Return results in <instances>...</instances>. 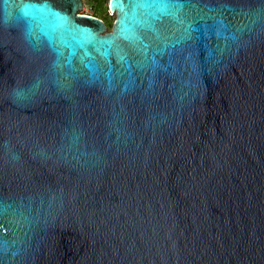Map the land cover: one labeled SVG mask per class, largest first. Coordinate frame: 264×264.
I'll return each instance as SVG.
<instances>
[{
	"label": "water",
	"instance_id": "obj_1",
	"mask_svg": "<svg viewBox=\"0 0 264 264\" xmlns=\"http://www.w3.org/2000/svg\"><path fill=\"white\" fill-rule=\"evenodd\" d=\"M0 0V264H264V0Z\"/></svg>",
	"mask_w": 264,
	"mask_h": 264
},
{
	"label": "trees",
	"instance_id": "obj_2",
	"mask_svg": "<svg viewBox=\"0 0 264 264\" xmlns=\"http://www.w3.org/2000/svg\"><path fill=\"white\" fill-rule=\"evenodd\" d=\"M94 7L93 15H96L100 18H107L109 13L108 0H88ZM109 24V20H107Z\"/></svg>",
	"mask_w": 264,
	"mask_h": 264
},
{
	"label": "rangeland",
	"instance_id": "obj_3",
	"mask_svg": "<svg viewBox=\"0 0 264 264\" xmlns=\"http://www.w3.org/2000/svg\"><path fill=\"white\" fill-rule=\"evenodd\" d=\"M82 1H83V6L78 10V12H83L86 14H93V10H94L93 5L89 3L88 0H82ZM106 16L109 20V24L112 25L115 19V16H116L115 12L109 10V13Z\"/></svg>",
	"mask_w": 264,
	"mask_h": 264
},
{
	"label": "flooded vegetation",
	"instance_id": "obj_4",
	"mask_svg": "<svg viewBox=\"0 0 264 264\" xmlns=\"http://www.w3.org/2000/svg\"><path fill=\"white\" fill-rule=\"evenodd\" d=\"M78 13H83V12H78ZM102 19L104 20V22L106 24V28L104 29V32L111 30L112 29V25L108 24V22H107L108 18H102Z\"/></svg>",
	"mask_w": 264,
	"mask_h": 264
},
{
	"label": "snow or ice",
	"instance_id": "obj_5",
	"mask_svg": "<svg viewBox=\"0 0 264 264\" xmlns=\"http://www.w3.org/2000/svg\"><path fill=\"white\" fill-rule=\"evenodd\" d=\"M117 2V0H113V3L115 4Z\"/></svg>",
	"mask_w": 264,
	"mask_h": 264
}]
</instances>
